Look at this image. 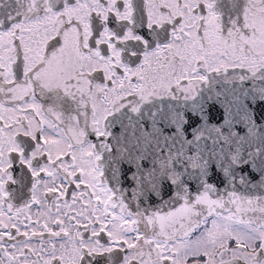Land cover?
Instances as JSON below:
<instances>
[{
	"label": "snow or ice",
	"instance_id": "6c2138e0",
	"mask_svg": "<svg viewBox=\"0 0 264 264\" xmlns=\"http://www.w3.org/2000/svg\"><path fill=\"white\" fill-rule=\"evenodd\" d=\"M0 264H264V0H0Z\"/></svg>",
	"mask_w": 264,
	"mask_h": 264
}]
</instances>
